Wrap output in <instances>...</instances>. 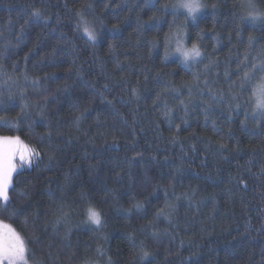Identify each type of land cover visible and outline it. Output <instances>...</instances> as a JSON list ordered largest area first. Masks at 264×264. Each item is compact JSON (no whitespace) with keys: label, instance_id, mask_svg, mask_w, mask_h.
<instances>
[{"label":"trees","instance_id":"16d2710c","mask_svg":"<svg viewBox=\"0 0 264 264\" xmlns=\"http://www.w3.org/2000/svg\"><path fill=\"white\" fill-rule=\"evenodd\" d=\"M201 1L209 7L204 10L205 17L199 21V27L191 21L186 25L185 31L191 36L187 43L191 45L197 40L196 33L199 28H212L215 25V31L208 33L199 43L202 48L206 47V50L211 52V45L214 43L211 36L219 34L220 47L215 55L220 58L218 71L223 81L225 67L233 72L236 70V57L234 55L229 57V48H232L233 52L243 51V46L239 49L233 48V45L237 44L235 33H232L231 41L228 38L229 32L232 31L233 14L241 11L239 7L234 8L233 5L243 0ZM88 2L93 3L96 14L101 15L109 26L106 28L97 26L99 36L95 49L90 44H86L85 39L74 29L73 8L79 7L81 0H47L48 13L52 17L51 22L47 26L29 23L18 45L16 40L20 35V26L29 20L28 6L39 7L41 0H0V46H3L6 41L12 42V46L7 49L8 58L5 61L9 65V73H12L11 64L16 62L17 70L24 69L26 66L30 76L43 77L44 73L53 74L45 79L43 84L49 92L55 93V96L50 97L48 105L50 111L58 113L54 119V128L58 127L62 132L73 136L72 139H69L68 135L55 138L56 143L60 145V151L57 153V162L51 170L43 168V164L47 163L45 158L40 168L26 170L16 178L21 181L31 180L33 184L28 212H39L36 224L40 242L31 245L36 256H42L44 264H79L84 260L87 248V256L103 264V259L95 255V248L97 244H100L106 249L107 255L118 264H134L126 233L133 232L135 229L137 240H143L147 249L155 253V256L150 258L152 264H264V202H262L264 201V177L252 176L239 168V165H243L249 156H252V162L248 167L253 173L259 172L261 166H264V151L257 147L253 153L249 145H264V140L259 135L241 133L240 120L244 119L243 109L239 115L233 114L230 121H228V113L222 112L219 108L216 109L213 118H218L217 122L223 127L224 133H227L229 126L233 129L231 138L225 136V142L232 147L239 139L244 151L232 153L228 156V161H219L218 164H214L213 155L210 152L206 154L203 145L207 136L215 138L210 126L211 122L203 118L199 101L193 102L189 124L183 125L179 134L183 137L195 129L200 134L192 137V142L197 145V151L188 152L185 171L177 174L175 167L180 156V145H173L167 141L170 126L167 120L159 115V111L162 110V101L153 104L157 92L160 91V83L154 78L156 70L163 68L168 71L175 67L170 61L177 59V57H170L169 62L163 60L165 34L170 32V24L171 32L178 31L177 26L183 25L185 15L182 13L186 10L180 9L175 23H172L171 14L156 13L162 17L158 22V29L144 34L147 40L153 37L157 40V47L150 49L144 40L139 45L136 44L137 35L134 29L137 16L147 21L156 12L155 8L147 7L144 0H88ZM105 2L111 4L107 9L103 8ZM165 2L176 4L179 0H160V3ZM256 2L264 8V0H256ZM211 5H216V9L213 10ZM56 13L62 17L60 25L55 23ZM114 16L127 17V20L121 24L118 37L110 31V26L117 23ZM242 27L245 40L249 33L257 37L264 35V24L257 23L254 27L246 24ZM61 31L75 41L77 63L82 65L86 78L96 84L95 91L90 87L82 88L81 82L74 73L64 71L74 57L69 54L67 47L57 43ZM110 42L117 45L115 56L108 53ZM261 43H264V40ZM54 48L56 51L53 53ZM150 52L151 55H149ZM26 54L27 60H25ZM100 57L103 58L105 70L111 74V80H106L102 74L98 62ZM117 59L123 62L122 67L127 68L126 72L116 68ZM145 66L151 71L145 72ZM122 75L125 77L124 81H120ZM145 75L148 76L147 80L144 79ZM181 75H185L182 66L176 70L174 78L179 79ZM137 78H139L141 95L139 99H132L130 89L137 85ZM65 82L71 84L70 91L56 93L57 87ZM106 82L110 84L111 90L104 92L107 98L105 100L101 99L99 92L103 91L102 85ZM18 84L28 89L26 98L33 102V107L28 111L30 113L37 111L34 105L40 96L25 85L22 78H18ZM20 87L11 83L5 86L0 82V91L3 92L0 99L7 102L10 93L14 97L8 102L9 117H15L20 111L21 102L17 96ZM168 99L171 104V99ZM108 100L116 104L123 114L122 117L115 115L109 109ZM73 101L78 102L79 110L73 107ZM85 106L89 108V112L81 122L80 131H76L75 128L70 127L71 121ZM98 115L99 120H97ZM180 115L182 112L177 111L176 123L180 122L178 119ZM30 119L37 120L36 132L43 130L39 118L30 117L23 120L21 130L18 132L0 128V136L19 135L25 143L41 147L35 136L30 138L28 135ZM56 120H59L58 125L55 123ZM252 126L250 120L249 127ZM105 132L106 136L101 135ZM113 133L119 138L118 145L111 143ZM133 138L136 141L134 148L126 145V141ZM135 152H142L143 155L129 167L128 158ZM225 155L228 154L225 153ZM205 159H207L206 165L202 163ZM187 164L191 167H187ZM216 167L221 168L220 173L216 172ZM238 171L244 172L248 180L247 190L243 193L229 191L233 187L229 184V173L234 175ZM116 173L121 174L119 179ZM173 176H175L176 196H180L189 188H196L198 190L195 196L196 201H199L201 197L215 195V209L213 210L211 202L198 205L182 198L171 225L163 219L156 222V227L159 229L158 236H152L151 228L146 232H140V227L153 219L156 208L163 206V191L153 193L152 185L157 183L167 185ZM209 176H219V179L213 181L209 179ZM66 177L68 183L64 189V199L72 209H75L71 217L70 239L73 245L71 248L66 246L63 239L65 232L63 226L56 232H53L51 224L45 227V220L50 217L51 211L56 206L44 195L47 185L51 184L53 188H57L64 184ZM105 185L117 189L118 201L110 195H105L103 191ZM81 191H84L87 197L107 214L108 240L106 242L96 237L86 226L81 225L79 229L76 227L78 221L83 219L84 201L79 197ZM133 193L136 199L144 201L145 211L131 217L119 215V205L129 207L134 203ZM169 198H173L171 189ZM13 203L20 205L25 201L22 198H16ZM247 222H250L251 227L246 231ZM14 226L21 228L18 224ZM165 229L167 232L164 231ZM31 231L32 229L28 228L25 235ZM181 241H184L183 246ZM49 252L51 256L48 255ZM72 253L75 255H72L69 260Z\"/></svg>","mask_w":264,"mask_h":264},{"label":"snow or ice","instance_id":"6c2138e0","mask_svg":"<svg viewBox=\"0 0 264 264\" xmlns=\"http://www.w3.org/2000/svg\"><path fill=\"white\" fill-rule=\"evenodd\" d=\"M144 3L149 8H155L156 12L148 18L147 21L142 20L139 16L136 18V28L134 32L137 35L136 44L139 45L142 40L147 44L150 49L157 47V40L153 37L150 40L144 38V34L157 30L159 27L158 22L161 20V16L156 15L157 12L164 14H171L173 16V22L175 23L177 14L180 9H185L186 12L183 25H178V31L165 34L164 38V55L163 60L169 62L170 57H177L176 60L170 61L175 67L165 71L163 68H159L155 72V79L160 83V91L157 92L153 104L160 103L162 101V110L159 111V115L165 118L170 126V131L167 137V141L173 145H180V156L178 163L176 164L175 171L177 174L185 171L188 152H196L197 145L192 142L193 136H199L195 129L188 132L186 136H181L179 133L182 130L183 125L189 124V118L191 116L192 104L195 101H199L201 106L203 118L205 121L211 122L213 136H207L204 139L203 145L205 153H211L214 157L213 163L218 164L219 161H228V156L232 153H238L244 151L240 146L239 139L236 140L234 146L230 147L225 142V136L231 138L233 129L228 127L227 133H224L223 127L218 124V118L215 117L216 109H220L222 112L228 113V121L231 120L232 115H239L241 109H243L244 119L240 120L241 133L247 132L249 135H259L264 140V35L257 37L253 33H249L247 39L243 37V25L250 24L253 27L257 23L264 24V8H261L256 0H243L239 4H234L233 7H239L241 11L233 14L232 31L229 32L228 38L231 41L232 33H235L237 44L233 45V48L239 49L243 46V51L237 50L233 52L232 48H229V57H236V70L233 72L230 68L225 67L223 72V81H221L220 72V58L215 53L219 51L220 36L219 34L211 36L214 43L211 45V52L206 50V47L200 46V41L210 32L215 31V25L212 28H199L196 33L197 42L192 43L190 47L187 46L186 40L191 39L185 31V27L189 21L199 27V21L205 17V9L209 6L201 2V0H179L176 4H169L167 2L160 3V0H144ZM157 5H159L157 7ZM111 6L110 2H105L103 8L107 9ZM30 9L29 20H26L23 25L20 26V35L17 37V45L21 42L24 30L29 23L31 24H43L47 26L51 22V15L48 13L47 0H41V6L34 5L28 6ZM67 8V3L65 4ZM120 7V5H115ZM212 9H216V5H211ZM75 22L74 29L82 38L85 39L86 44H90L93 49L96 48L98 43L99 32L97 26L100 28L109 27L101 15L96 14V9L93 3L88 0H81L79 7L73 8ZM56 25H60L62 17L59 13H56ZM117 19V23L110 26V31L114 36L118 37L121 24L127 17L114 16ZM173 37L175 38V47H171ZM58 44H63L69 49V54L74 57L72 63L64 69L67 73H74L76 78L81 82L82 88H92L96 90V84L91 79L86 78V74L83 71L82 65L77 63L78 55L75 41L72 37H68L64 32H60V36L57 41ZM12 46V42L6 41L3 46H0V82L5 86L16 84L18 87V78H22L25 85L30 87L33 91L40 96V99L35 101V108L37 111L30 113L29 108L33 107V102L27 99L26 87H20L17 96L20 100V111L16 113L15 117H9L8 102L12 101L14 97L10 93L8 101L0 99V128L6 131H20L21 124L24 119L30 117L39 118L40 124L43 128L42 131L36 132L35 127L37 125L36 119H30L28 124L29 137L35 136L41 147H37L35 144L25 143L19 135L17 136H0V264H44V258L37 257L35 251L31 247L34 243H39L40 239L37 235L38 226L36 219L39 218V212H28V202L31 201L32 196V181L31 180H17L16 178L21 176L26 170L33 168H40L41 162L47 159V163L43 164V168L51 170L54 167V163L57 162V153L60 151V145L56 143L58 137L68 135L62 132L58 127L54 128V119L58 113L50 111L48 108L50 97L55 96V93L49 92L47 87L43 84V81L47 79L50 73H44L43 77L40 75H29L27 67L17 70V63L11 64L12 73H9L8 67L5 63L7 60V49ZM32 51V49H29ZM56 49H53V53ZM117 45L113 42L108 44V53L113 56L116 55ZM151 55V52L149 53ZM27 60V54L25 55ZM207 61V62H205ZM99 66L102 70L106 80H111V74L105 70L103 58H98ZM123 62L119 59L116 60V68L121 72H126L127 68L122 67ZM183 68L185 75L179 76V79L174 78V74L178 68ZM145 72H150L151 69L145 66ZM233 76L235 78L233 79ZM144 79L147 80L148 76L145 75ZM125 77L122 75L120 81H124ZM75 83V81H73ZM103 91L99 92L101 99H107L104 92L110 91V84L108 82L102 85ZM71 84L65 82L62 86H58L56 93L69 92ZM131 98L139 99L141 95V89L139 87V78H137V85L131 87ZM0 96H3V92L0 91ZM172 103H169V99ZM109 109L117 116H123L120 109L116 107V104L112 100L107 101ZM246 105V107H245ZM73 107L79 110V104L77 101H73ZM181 111L182 115L178 117L179 123H176V113ZM89 108L85 106L80 114L75 116L71 121L70 127L75 128L76 131H80L82 120L85 118ZM99 120V115L97 116ZM252 121V127H249V121ZM55 123L58 125L59 120ZM106 136L107 133H101ZM69 139L73 136L68 135ZM91 139V138H90ZM113 145H118L119 138L113 133L112 141ZM126 145L129 147H135L136 141L133 138L130 141H126ZM257 147L264 151V145H249L251 152H255ZM227 153L228 155H225ZM142 152H135L133 156L128 158L129 167L138 158L142 157ZM155 158V157H154ZM167 159V157H165ZM19 160V164H17ZM230 162V161H229ZM252 162V156H249L248 160L243 165H239V168L244 169L252 176L264 177V166H261L258 173L251 172V168L248 167ZM203 164H207V159L202 161ZM94 167V166H93ZM187 167H191L187 164ZM221 168L216 167V172L220 173ZM120 173H116L117 179L120 178ZM47 179V178H46ZM210 180H217L219 176H209ZM175 176L169 181L167 185H161L159 183L152 185L153 193L163 191L164 200L163 206L156 208L153 213V219L147 224L142 225L139 229L140 232H146L149 228L152 229V236L159 235V229L156 227V222L163 219L169 225L172 224L175 213L179 206V201L182 198H186L190 203L207 204L209 202L215 209L216 199L215 195L201 197L199 201L195 200L197 194L196 188H189L187 191L181 193L180 196L175 195ZM68 183V178H65L63 185L53 188L51 184L47 185V189L44 193L46 197L55 203V208L51 211V215L45 220V227L51 224L53 232L61 226L65 228L63 239L66 242V246L71 248V233H72V209L64 199V189ZM229 184L233 187L229 191H239L241 193L246 192L248 187V180L245 178L244 172L238 171L236 174L229 173ZM172 190V197L169 198V190ZM106 196H112L117 201L119 199L117 189L109 188L105 185L103 189ZM59 192V196H58ZM79 197L84 201V207L82 209L83 219L78 221L76 227L79 229L81 225L87 227L96 237L103 239L105 242L108 240V220L107 214L104 213L95 203L89 199L84 191L79 193ZM16 198H22L25 203L16 205L13 201ZM134 203L129 207H123L119 205L118 214L125 217H131L134 214H140L145 211L144 201L136 199L135 193L132 195ZM264 202V201H262ZM20 225L18 229L14 225ZM251 227L250 222L245 224V230L247 231ZM31 228L32 231L25 235V231ZM135 229L133 232L126 233V238L130 243L133 254L134 264H152L151 257L155 256V253L148 250L143 240H137L135 235ZM167 232V229L164 230ZM184 241H181L183 246ZM86 255L84 260L79 264H99V261L92 260L87 256V248L85 250ZM51 256V252L48 253ZM75 255L72 253L69 256ZM95 255L98 258L103 259V264H118L111 256L107 255L106 249L97 244L95 248Z\"/></svg>","mask_w":264,"mask_h":264},{"label":"rangeland","instance_id":"374dc122","mask_svg":"<svg viewBox=\"0 0 264 264\" xmlns=\"http://www.w3.org/2000/svg\"><path fill=\"white\" fill-rule=\"evenodd\" d=\"M201 2H202V1H201ZM186 44H187L188 47L191 46V45H189V44L187 43V40H186ZM171 47H173V48L175 47V39H173ZM16 162H17V164H19V160H17Z\"/></svg>","mask_w":264,"mask_h":264},{"label":"clouds","instance_id":"9594fccd","mask_svg":"<svg viewBox=\"0 0 264 264\" xmlns=\"http://www.w3.org/2000/svg\"><path fill=\"white\" fill-rule=\"evenodd\" d=\"M195 42H197V41H193L192 43H195Z\"/></svg>","mask_w":264,"mask_h":264}]
</instances>
